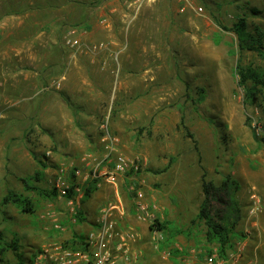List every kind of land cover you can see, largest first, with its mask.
<instances>
[{
	"label": "rangeland",
	"instance_id": "374dc122",
	"mask_svg": "<svg viewBox=\"0 0 264 264\" xmlns=\"http://www.w3.org/2000/svg\"><path fill=\"white\" fill-rule=\"evenodd\" d=\"M59 1L50 0L53 4ZM137 1L136 6V0H101L100 5L86 11L73 3L42 9L29 6L38 3L44 6L45 0H0V53L3 55L9 51L14 53L10 49L18 46L15 38L19 32L32 38L37 36L38 50L39 44L47 39L57 40L52 31L57 28L52 23L54 20L67 23L64 31L78 23L75 28L80 31L83 42H103L108 46L106 56L100 58L106 61V69L113 72H107L110 79L109 89L103 95L104 112L96 120L94 140L85 136L87 141L92 140L94 148L65 154L59 153L55 146H47L36 154L41 157L51 152L46 161V179L39 186L49 189L47 179L60 162L73 161L85 173L83 164L87 160L92 164L102 162L99 170L107 171L123 161L126 167L118 176V195L127 206L134 193L125 189V180L133 182L145 200L157 207L160 219L187 230L193 228L191 221L203 198L202 180L220 186L231 175L239 183L236 200L240 220L227 258L220 259L215 248L211 254L206 253L204 228L200 226L194 230L198 244L183 236L176 239L175 246L187 252L179 263L204 264L212 256L217 264H262L264 147L255 138L264 136V102L261 106L243 104V90L237 86L234 75L239 55H232L237 52L232 26L246 12L249 29L258 26L264 31V0ZM111 7L115 10L109 13ZM12 10L17 13L6 14ZM35 50L30 48L25 54L36 60ZM242 56L245 64L263 65L254 53ZM5 67H0V83L7 85L11 73ZM0 108L6 105L1 104ZM2 120L0 126L3 124L6 128L8 123ZM18 128L22 129V125L14 127ZM28 131L26 137L31 142L32 138L38 139L33 137L37 131L47 138L53 137L39 127ZM107 137L116 140L110 153L106 148L110 144ZM77 140L83 141V138ZM171 158L174 163L161 172ZM6 159L4 154L0 200L7 190L22 192L20 178L31 176L38 169L21 158L15 163ZM70 175L74 177L72 172ZM100 180L93 178L85 186V190L88 184L97 189L81 207L82 213H88L87 221L103 204L95 199L103 188H97ZM128 192L132 194L130 198ZM28 197L36 206L31 215L20 213L13 205L0 206V248L12 240L17 242L16 252L8 249L0 253V264H32L36 250L44 244L66 240L72 232L83 234L76 226H71L67 234L55 232L51 218L44 216L48 212L66 214L63 201L42 199L36 194ZM60 218L62 225H66L65 217L60 215ZM148 248L149 264H175L169 257L164 260L161 253Z\"/></svg>",
	"mask_w": 264,
	"mask_h": 264
},
{
	"label": "crops",
	"instance_id": "0c3cea01",
	"mask_svg": "<svg viewBox=\"0 0 264 264\" xmlns=\"http://www.w3.org/2000/svg\"><path fill=\"white\" fill-rule=\"evenodd\" d=\"M114 10L111 7L109 13ZM22 19L24 23L25 19ZM52 23L57 25L56 20ZM54 28L52 31L55 32L57 40L47 39L44 44H39V50L35 40L37 36L32 38L30 34L19 32L15 38L18 46L10 49L14 50V53H6V59L5 55L0 53V67L3 69V66H6L7 72L11 73L7 85L0 83V105H6L4 113V109L0 108V115L2 121L8 123L6 128L3 124L0 126V168L1 165L4 166V154H7L8 162L15 163L21 158L29 164L37 165L29 149L37 154L51 145L57 147L59 153L67 154L88 152L94 148L92 140L96 120L104 112L103 95L109 89V71L100 67V55L98 58H91L70 51L65 52L62 36L57 33V28ZM26 41L30 42L26 44ZM30 48L37 49L34 53L38 59L33 60L35 57L25 54ZM36 61L38 63H35ZM17 124L22 125V129H14ZM33 127L35 131L39 127L53 137L49 139L47 135L37 131L33 133V137L38 139L32 138L31 142L27 136L28 142L26 134ZM85 136L92 137V140L87 141ZM79 137L83 138V141H78ZM108 189L111 192H107ZM115 197L117 194L114 188L104 184L95 199L104 203L107 199ZM44 216L51 218L48 213ZM50 220L52 223L53 219ZM127 224L136 227L144 238H147V227L138 222L133 214L127 217ZM79 228L83 226L80 224ZM140 247L148 259V244H141Z\"/></svg>",
	"mask_w": 264,
	"mask_h": 264
},
{
	"label": "built area",
	"instance_id": "2783aa9c",
	"mask_svg": "<svg viewBox=\"0 0 264 264\" xmlns=\"http://www.w3.org/2000/svg\"><path fill=\"white\" fill-rule=\"evenodd\" d=\"M138 4L136 0L134 5ZM62 45L64 49L74 54L87 55L91 58L106 56L108 51V46L103 42H83L80 31L75 27L65 29ZM99 65L102 69L107 67L105 60L99 61ZM106 70L113 74L109 68ZM107 140L110 144L106 148L110 153L114 151L116 140L110 137H107ZM50 153L46 152V157H49ZM101 163L92 164L87 160L83 164L85 173L82 168H77L73 161L60 162L55 167L53 174L47 179V185L50 190L56 192L55 199L65 203L67 213L48 212L53 219L52 227L54 231L65 234L70 231L71 226H76L83 233L81 235L85 249L67 247L65 242L71 238L70 234L66 240L48 242L37 249L32 264H149L145 251L140 245L147 243L154 252H158L157 248L163 239V232L156 228L150 229L156 220L163 221L158 217L157 207L147 202L141 190H136L133 184L129 185L128 191L134 193V196L127 206L118 195V176L125 172V162L116 163L109 171L99 170ZM89 169L90 173H88ZM70 172L74 175L73 178H70ZM93 178H101L97 188H101L104 184L112 186L117 197L107 199L92 213L93 217L89 221L86 220L88 213L83 212V221L78 222V212H81L83 210L81 207L90 201H85V186ZM130 214L147 227L146 239L136 227L127 224V217ZM60 215L65 217L66 225H62ZM80 224L83 228H79ZM158 253H161L164 260L169 257L168 250ZM204 264H217V262L211 256L205 259Z\"/></svg>",
	"mask_w": 264,
	"mask_h": 264
},
{
	"label": "trees",
	"instance_id": "16d2710c",
	"mask_svg": "<svg viewBox=\"0 0 264 264\" xmlns=\"http://www.w3.org/2000/svg\"><path fill=\"white\" fill-rule=\"evenodd\" d=\"M72 3L87 11L88 8L100 5L101 0H89L88 2L87 0H60L59 4H53L50 0H45L44 6L38 3L39 5L29 6V8L38 6V8L42 9H55L69 6ZM16 13L14 10L6 12L7 15ZM64 24V22L57 23V33L60 36H62L64 26L67 23ZM79 25L78 23H73L71 27H78ZM84 28L87 27L85 26ZM232 30L237 37V52L232 53V55H239L234 75L237 78V86L243 90V104L245 106H261L264 102V31L258 26H253L252 30L249 29L246 12L238 16L232 26ZM247 52L256 54L263 61V65L253 66L252 64H245L242 55ZM26 138V141L29 142L28 137ZM255 139L264 147V136ZM28 151L36 161L38 169L33 175L20 178L22 192L16 193L13 190H7L0 200V206L13 205L20 213L31 215L36 211V206L31 198L28 197V194H36L42 199L54 200L56 192L39 186L46 179L45 170L47 169L46 161L48 160L46 155L43 154L39 157L31 152L30 149ZM173 163L174 159L171 158L168 165L161 172L169 169ZM139 173L140 171L136 172V175H139ZM127 176H130V174H127ZM132 184L133 182L125 180V189L127 190L129 185ZM96 190L95 187L88 184V188L85 190V201L92 197ZM238 191L239 183L231 175H227L220 186H216L211 181L202 180L201 192L203 198L197 215L191 221V227L193 228L185 230L169 220H156L155 224L150 226V229L156 228L163 232V239L159 242L157 251L168 250L169 260L175 264H180L179 259L185 258L187 252L179 250L175 246L176 239L179 236H183L198 244V241L195 239L194 230L196 227L203 226L206 253L211 254L213 252L212 248H215L216 255L220 259L225 260L229 250L233 247V232L240 220V208L236 200ZM127 194H129V198L132 195L129 192ZM77 219L78 222L83 221L82 212H78ZM71 235V238L65 242V245L72 249L84 250L83 236L76 232H72ZM8 249L16 252L17 242L12 240L6 243L3 248H0V253L6 252Z\"/></svg>",
	"mask_w": 264,
	"mask_h": 264
}]
</instances>
